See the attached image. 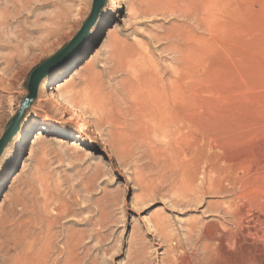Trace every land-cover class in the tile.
<instances>
[{"label": "rangeland", "instance_id": "1", "mask_svg": "<svg viewBox=\"0 0 264 264\" xmlns=\"http://www.w3.org/2000/svg\"><path fill=\"white\" fill-rule=\"evenodd\" d=\"M239 1L234 36L204 64L190 67L206 111L235 130L232 151L251 158V183L205 195L197 206L175 205L192 170L184 131L150 145L126 124V134H119L125 153L118 157L107 143L112 129L89 114L68 136L75 122L61 115L53 95L77 93L96 74L123 112L133 97L119 91L130 84V68L153 66L169 78L180 56L168 37L192 26L180 17L179 0H106L84 43L68 49L51 73L61 69L48 91L40 89L51 74L42 82L26 123L0 159V264H64L67 250L74 264H245L252 257L247 246L259 252L263 244L254 230L264 232V0ZM92 2L0 0V137L27 94L32 71L74 40ZM43 124L51 127L42 131ZM19 135L23 150L15 154ZM200 182L197 176L189 185ZM235 202L255 204L242 224L212 217L211 211ZM215 235H224L222 248Z\"/></svg>", "mask_w": 264, "mask_h": 264}, {"label": "bare ground", "instance_id": "2", "mask_svg": "<svg viewBox=\"0 0 264 264\" xmlns=\"http://www.w3.org/2000/svg\"><path fill=\"white\" fill-rule=\"evenodd\" d=\"M179 6L180 17L192 23V26L188 27L184 34L168 37V40L178 45L177 54L180 56L178 64L166 79L153 66L147 67L143 64L142 68H136V71L129 67L133 71L130 84L125 90L122 88L119 91L122 93L126 91L133 97L124 101L123 112H119L110 102L109 97L102 90L100 77L96 74L87 79L81 91L66 92L56 97L53 95V99L62 108L61 115H68L75 122V128L68 136L74 137L75 132L81 130L84 113L93 117L95 124H104L112 129L114 133L107 143L117 157L125 153V147H122L120 140L123 137L119 134H126L128 131L126 124L127 127L133 129L131 135H134V138L146 141L150 145L161 143L162 138L171 137L174 132L184 131L187 151L190 152V160L187 164L192 170L190 174L186 173L188 177L184 195L180 196L182 199L174 200L173 203L190 207L202 203L205 195L230 194L237 188H244L245 183L246 185L248 182L251 183L248 179H250L251 172H254V168L248 154L232 151L235 130L224 129L223 126L218 125L216 118L206 111L201 83L197 76H193L192 66L190 67L191 63L197 67L204 64L223 40L234 36L242 7L241 2L239 0H179ZM109 12L107 8L100 20V26L105 23ZM97 34L94 33L93 39ZM91 43L92 41L85 45L84 51ZM60 72L61 69H58L51 74L43 83L40 91H48L51 80ZM40 127L42 128L40 130L47 131L51 126L43 124ZM19 137L20 135L14 140L15 154L23 150ZM113 150L116 152L114 153ZM197 176L201 177L200 186L190 187V182L195 183ZM224 184L230 189L225 188ZM235 203H229L227 208L211 211L212 217L220 221L226 220L231 224H242L243 220H248L246 210L253 208L255 204ZM261 215L264 217V210ZM249 217L251 221H254V216ZM254 233L263 246L258 253H256L258 248L256 249L255 246H247L252 257L248 256L251 259L245 264H264V232L254 230ZM65 241L68 244V238ZM224 241V235H217L215 238L220 248ZM71 256L67 250L64 264H74Z\"/></svg>", "mask_w": 264, "mask_h": 264}, {"label": "water", "instance_id": "3", "mask_svg": "<svg viewBox=\"0 0 264 264\" xmlns=\"http://www.w3.org/2000/svg\"><path fill=\"white\" fill-rule=\"evenodd\" d=\"M105 2L106 0H93L90 14L83 23L80 31L76 34L74 40L57 55L43 62L32 71L26 85L27 94L23 98L15 115L12 116L9 122L6 124L3 134L0 137V158L2 157L7 146L22 130L27 111L37 98L39 87L41 86L44 79L59 66L63 55L68 52V49H71L72 47H79L82 43H84L91 29L97 23L105 6Z\"/></svg>", "mask_w": 264, "mask_h": 264}]
</instances>
